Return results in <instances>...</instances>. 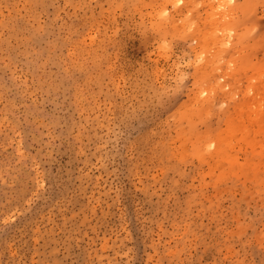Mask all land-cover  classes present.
<instances>
[{
  "label": "rangeland",
  "instance_id": "1",
  "mask_svg": "<svg viewBox=\"0 0 264 264\" xmlns=\"http://www.w3.org/2000/svg\"><path fill=\"white\" fill-rule=\"evenodd\" d=\"M0 264H264V0H0Z\"/></svg>",
  "mask_w": 264,
  "mask_h": 264
}]
</instances>
